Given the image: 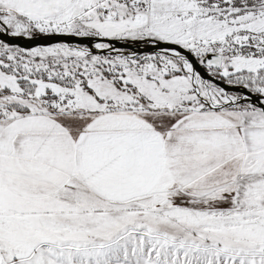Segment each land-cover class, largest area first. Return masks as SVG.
<instances>
[{"label":"snow or ice","instance_id":"1","mask_svg":"<svg viewBox=\"0 0 264 264\" xmlns=\"http://www.w3.org/2000/svg\"><path fill=\"white\" fill-rule=\"evenodd\" d=\"M0 264H264V0H0Z\"/></svg>","mask_w":264,"mask_h":264}]
</instances>
